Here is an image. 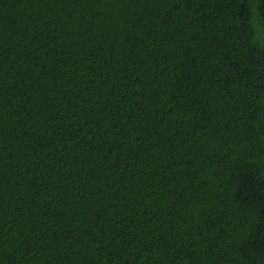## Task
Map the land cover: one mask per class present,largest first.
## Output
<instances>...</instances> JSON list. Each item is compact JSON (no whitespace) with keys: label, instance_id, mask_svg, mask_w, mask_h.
<instances>
[{"label":"trees","instance_id":"16d2710c","mask_svg":"<svg viewBox=\"0 0 264 264\" xmlns=\"http://www.w3.org/2000/svg\"><path fill=\"white\" fill-rule=\"evenodd\" d=\"M0 264H264V0H0Z\"/></svg>","mask_w":264,"mask_h":264}]
</instances>
